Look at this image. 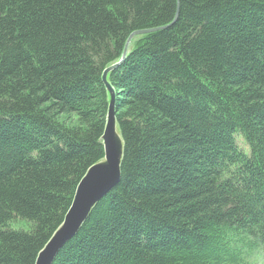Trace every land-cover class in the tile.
I'll return each mask as SVG.
<instances>
[{"label": "trees", "instance_id": "obj_1", "mask_svg": "<svg viewBox=\"0 0 264 264\" xmlns=\"http://www.w3.org/2000/svg\"><path fill=\"white\" fill-rule=\"evenodd\" d=\"M161 26L108 75L120 177L50 264L264 248V0H0V264H35L104 156V68Z\"/></svg>", "mask_w": 264, "mask_h": 264}, {"label": "water", "instance_id": "obj_2", "mask_svg": "<svg viewBox=\"0 0 264 264\" xmlns=\"http://www.w3.org/2000/svg\"><path fill=\"white\" fill-rule=\"evenodd\" d=\"M177 13L178 10L175 13L173 21L176 19ZM166 26L132 31L125 41L120 57L104 68L101 79L108 93V109L104 130L100 140L103 144V159L105 161L103 162L99 160L94 163L88 168L84 176L81 178L76 187L72 203L64 216L63 222L55 230L42 250L38 253L35 264H50L59 248L77 232L89 214L91 208L119 180L123 141L121 138V144L118 142V149H116V147L112 144V135L116 131L115 127L118 128V126L115 119V92L108 81V75L112 70L119 66L121 62H123L128 54L129 45L136 36L147 34L165 28ZM98 169H102L103 172H101L100 175L88 186H83V183L87 179L90 180Z\"/></svg>", "mask_w": 264, "mask_h": 264}, {"label": "rangeland", "instance_id": "obj_3", "mask_svg": "<svg viewBox=\"0 0 264 264\" xmlns=\"http://www.w3.org/2000/svg\"><path fill=\"white\" fill-rule=\"evenodd\" d=\"M135 39V38H134ZM133 39V40H134ZM131 46V43L129 47ZM115 133L112 135V144L118 149V142L121 144V136L117 127H115ZM117 134V135H116ZM118 136V138H117ZM118 141H117V139ZM101 161H105L103 158ZM11 226L14 228L28 226L27 221L25 220H14L11 222ZM231 252H234L235 261L230 264H264V248L262 246L250 245L247 238L243 239L240 236H233L229 243Z\"/></svg>", "mask_w": 264, "mask_h": 264}, {"label": "bare ground", "instance_id": "obj_4", "mask_svg": "<svg viewBox=\"0 0 264 264\" xmlns=\"http://www.w3.org/2000/svg\"><path fill=\"white\" fill-rule=\"evenodd\" d=\"M103 172L102 169H98L95 174L90 178V180H86L84 183H83V186H88L90 183H92L99 175L100 173ZM98 174V175H97Z\"/></svg>", "mask_w": 264, "mask_h": 264}]
</instances>
